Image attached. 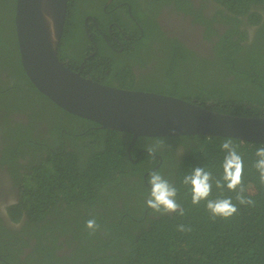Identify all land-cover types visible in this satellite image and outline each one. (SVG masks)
I'll return each mask as SVG.
<instances>
[{"label": "trees", "instance_id": "obj_1", "mask_svg": "<svg viewBox=\"0 0 264 264\" xmlns=\"http://www.w3.org/2000/svg\"><path fill=\"white\" fill-rule=\"evenodd\" d=\"M72 2L74 0L67 2L66 28L59 57L68 61L73 70H78L88 51L83 47L70 48L74 36L67 30ZM226 2H241V13L251 21L247 25L254 28L259 25L263 14L258 9L264 11V0ZM15 3L16 0H0V16L7 27L14 30V24L8 23L4 16L6 12L14 14ZM253 3L261 7L251 11ZM251 27L250 32L246 30V35L235 42L226 43L225 39L215 59L201 61L196 58L199 62L194 64L191 62L193 53L189 54L190 59L184 55L186 53L167 54L150 46L153 52L148 50L146 57L158 64L154 66L156 70L151 71L153 75L148 82H135L130 67L123 66L118 58L116 61L113 52L109 58H106L108 54L100 52L99 57L90 58L82 75L106 85L180 97L220 113L264 117V26L253 33L258 44H243L249 41ZM101 39L104 38L98 39L99 44ZM142 43L145 40L138 44ZM130 58L142 62L137 53ZM163 62L166 65H162ZM108 72L118 75L112 78ZM24 75L31 83L27 74ZM125 76L130 80L126 81ZM37 93L47 106L53 107L52 111L58 110L66 117L61 123L53 122L48 116L38 118V122L46 121L50 125L52 151L47 149L45 155L36 156L42 148L37 153L30 151L33 147L31 137L26 141L31 145L28 151L20 150L19 145L26 135L18 132V144L6 152L14 158L29 155L23 172L27 190L24 188L22 199L29 203L27 215L30 219L16 234L24 237L32 230V236L39 243L36 250L40 257L31 256L27 264H264V185L260 184L253 166L255 151L264 143L243 142L232 137L244 161V195L255 204H239L235 192L227 187L218 189L213 182L209 199L231 197L238 208L232 217L213 219L206 201L192 203L190 188L183 184V177L193 167L202 166L212 172L214 179H219L225 155L220 145L225 137L139 136L133 146L136 152L141 147L155 146L150 141L160 145L157 151L163 162L154 171L160 172L177 188L176 200L185 210L183 216L157 214L145 203L150 186L145 184L144 176L150 170L149 165L159 158L141 152L138 162L133 163L127 153L131 134L102 128L97 122L67 112L42 92L37 90ZM50 107L45 111L51 112ZM40 113L41 109L33 118ZM42 132L38 130L36 142L47 141ZM136 152H133V159ZM14 172L20 175L16 169ZM146 208H149L148 213H145ZM93 218L99 225L95 231L86 227V221ZM14 219L18 220L19 216ZM181 224L192 230L179 231ZM61 237H64L63 244H57ZM42 240L48 243L43 244ZM64 242L71 249L59 255L57 250ZM7 257L13 264H23L19 257Z\"/></svg>", "mask_w": 264, "mask_h": 264}, {"label": "flooded vegetation", "instance_id": "obj_2", "mask_svg": "<svg viewBox=\"0 0 264 264\" xmlns=\"http://www.w3.org/2000/svg\"><path fill=\"white\" fill-rule=\"evenodd\" d=\"M252 5L251 11L261 7L255 3ZM242 10L241 2L231 4L226 0H74L69 13L67 32L74 36L70 48L83 47L88 51L77 67L78 70L82 67V73L86 67V61L90 58L99 57V52L102 55L108 54L106 58H109L113 52L116 61L118 58L119 63L123 62V66L125 64L126 67H130L134 73L131 78L135 82H148L153 75L151 71L154 72L156 70L154 66L158 64L156 60L151 62L146 57L149 55L148 50L153 52L150 46L157 49V52L167 54L186 53L184 55L190 59L189 54L193 53L194 58L191 59L193 64L199 62L197 59L201 61L215 59L225 39L226 43L230 40L235 42L246 35V30L250 32L251 26L247 24L251 21L247 20L244 13H241ZM258 12L264 13L262 8H259ZM4 18L15 26V10L12 16L6 12ZM258 21L259 25L256 28L251 27L253 31L248 35L249 41H244L243 44L251 42L258 44L257 37H254L253 33L264 26V14ZM152 30L156 32L151 33ZM159 31L160 33H157ZM99 38H104L101 39L100 44ZM140 40H145V43L138 44ZM64 44L66 49V42ZM134 53H137L143 63L130 58V55ZM62 61L65 64L68 63V61ZM67 65L70 67L69 64ZM162 65L166 64L163 62ZM23 72L26 74L21 63L16 27L15 30L11 26L7 27L0 16V259L5 264H13L7 255L10 259L19 257L23 264H27L26 261L31 256L40 257L39 253H34L38 241L32 236L31 229L24 237L16 234L21 231L20 228L29 223L30 219L27 215L29 203L22 199L27 185L23 172L29 160L26 157L29 155L14 158L6 152L9 153L10 148L14 149L18 144L19 132L26 135L19 145L20 150L28 151L31 145L26 141L31 137L33 147L30 151L35 150L34 153H37L42 148L36 156L45 155L47 149L53 150V136L50 125L46 121L38 122V118L48 116L53 122L65 121V117L60 115L58 110L53 113V107L46 105L43 97L38 95V89L31 81L29 83ZM107 74L112 78L118 75L116 73L112 75L110 72ZM85 77L91 78V76ZM47 107H50L51 112L45 111ZM40 109L39 116L33 118V114L35 112L38 114ZM38 130L43 131L42 134L47 141L43 138V142H36L39 139ZM134 144L131 146L130 141L127 153L136 164L140 153L147 150L141 147L136 152ZM133 152H136L135 159L132 158ZM154 156L159 160H154V163L149 165V172L158 169L163 162L158 151ZM15 169L19 176L15 174ZM149 172L147 170L144 176L147 186H149L147 183ZM148 212L149 208H146L145 213ZM16 215L19 216L18 220L14 219ZM150 215L153 214L150 213ZM30 224L33 225V223ZM46 234L48 235L49 232ZM63 239L64 237H61L57 244L62 243ZM70 249L67 242H64L57 253L65 255L66 250Z\"/></svg>", "mask_w": 264, "mask_h": 264}, {"label": "water", "instance_id": "obj_3", "mask_svg": "<svg viewBox=\"0 0 264 264\" xmlns=\"http://www.w3.org/2000/svg\"><path fill=\"white\" fill-rule=\"evenodd\" d=\"M68 0H16L15 27L23 68L33 85L67 112L102 128L139 136H231L264 143V117L220 113L180 97L106 85L58 56Z\"/></svg>", "mask_w": 264, "mask_h": 264}, {"label": "clouds", "instance_id": "obj_4", "mask_svg": "<svg viewBox=\"0 0 264 264\" xmlns=\"http://www.w3.org/2000/svg\"><path fill=\"white\" fill-rule=\"evenodd\" d=\"M159 146L148 145L145 148L150 156H154ZM220 147L225 155L222 161L223 172L219 179H214L212 172L202 166L193 167L191 172L183 177V184L190 188L192 203L196 205L201 201H206V208L213 219L216 217L227 219L238 212L237 205L232 202L231 197L209 199L213 182L218 189L227 187L228 190L235 192V199L239 204L252 206L255 204L250 197L244 195L245 187L242 181L244 161L237 151V145L233 143V138L231 136L225 137ZM255 157L253 166L259 174L260 184L264 185V146L256 149ZM147 183L150 189L146 194L145 203L154 213H178L181 216L185 214L184 208L176 200L177 188L160 172L151 171ZM86 227L95 231L99 225L93 218L86 221ZM178 230L190 232L192 229L181 224L178 225Z\"/></svg>", "mask_w": 264, "mask_h": 264}, {"label": "rangeland", "instance_id": "obj_5", "mask_svg": "<svg viewBox=\"0 0 264 264\" xmlns=\"http://www.w3.org/2000/svg\"><path fill=\"white\" fill-rule=\"evenodd\" d=\"M264 14V13H263ZM125 79H126V81H128V80H130V77H128V76H125ZM57 111L54 109L53 110V113H56ZM60 115H62V116H64V117H66V115H65V113L64 114H62V113H60V112H58ZM132 140V139H131ZM151 142V144H154V145H156V142H154V141H150ZM183 151V148L181 147L180 148V152H182ZM20 230H21V228H20ZM19 237H20V235H18ZM25 236V235H24ZM36 238V237H35ZM21 239V238H20ZM42 242H43V244H47L48 243V240H42ZM38 245H39V243H37V245L35 246V248H34V253H38V251L36 250V248L38 247ZM3 249V248H2ZM0 263L1 264H5L3 261H0Z\"/></svg>", "mask_w": 264, "mask_h": 264}, {"label": "bare ground", "instance_id": "obj_6", "mask_svg": "<svg viewBox=\"0 0 264 264\" xmlns=\"http://www.w3.org/2000/svg\"><path fill=\"white\" fill-rule=\"evenodd\" d=\"M68 5V4H67ZM67 16V15H66ZM65 23H66V18H65ZM65 27V26H64ZM255 27V26H254ZM63 32H64V30H63ZM62 35H63V33H62ZM62 38V37H61ZM67 65V64H66ZM68 66V65H67ZM72 69V68H71ZM56 104V103H55ZM245 117V116H244ZM248 117H255V116H248ZM155 137H157V136H155ZM137 140V139H136Z\"/></svg>", "mask_w": 264, "mask_h": 264}]
</instances>
